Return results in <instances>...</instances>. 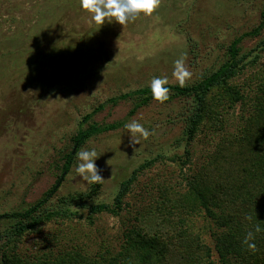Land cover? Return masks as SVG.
Wrapping results in <instances>:
<instances>
[{
    "label": "rangeland",
    "instance_id": "374dc122",
    "mask_svg": "<svg viewBox=\"0 0 264 264\" xmlns=\"http://www.w3.org/2000/svg\"><path fill=\"white\" fill-rule=\"evenodd\" d=\"M29 1L34 3L31 9L13 12L15 22L0 8V233L11 223L4 213L25 209L52 187L56 186L44 208L61 207L63 198L86 194L93 184L97 194L92 199L68 206L77 217L52 219L37 233L23 236L19 255L34 262L49 251L77 247L91 254L105 249L115 253L128 228L153 233L172 227L157 209L158 189H182L184 178L206 163L221 134L240 125V116L250 111L249 102L223 114L222 133L203 129L187 144L183 130L192 104L189 98L169 92L166 102L151 100L131 116L135 98L108 100L149 86L153 77L178 84L173 61L181 56L191 73L185 85L196 81L227 59V47L235 38L259 25L264 0H159L153 13H141L122 26L114 21L96 24L79 0ZM263 32L264 28L238 45L247 60L259 56L233 80L245 95H252L257 71L264 66V53L256 47ZM188 38L195 45L193 53ZM87 114L92 115L83 122ZM132 120L150 132L135 144L124 127ZM121 122L74 148L72 138L80 126ZM93 148L104 180L88 184L76 172L75 153ZM69 151L73 152L69 171L63 173ZM157 155L163 157L130 186L117 215L88 214L90 204H112L120 182ZM188 226L211 248L216 262L210 220L202 214L192 216Z\"/></svg>",
    "mask_w": 264,
    "mask_h": 264
},
{
    "label": "trees",
    "instance_id": "16d2710c",
    "mask_svg": "<svg viewBox=\"0 0 264 264\" xmlns=\"http://www.w3.org/2000/svg\"><path fill=\"white\" fill-rule=\"evenodd\" d=\"M33 4L29 0H0V8L13 22L17 19L13 12L26 10L25 7L31 9ZM263 28L264 9L260 12L259 25L235 38L227 47V59L216 68L204 71L199 79L183 87L167 84L171 96L192 101L190 113L184 117L183 136L187 144L203 129L222 133L223 114L234 111L237 104L244 107L249 102L250 105L247 115L240 116L241 123L236 130L222 133L206 163L193 176L184 178L182 189L171 186L158 189L157 209L163 221L172 222V227L153 233H147L140 227L128 228L123 232L122 243L115 253L105 249L91 254L77 247L55 254L49 251L30 262L19 255L21 238L37 233L42 224L52 219L77 217L79 214L68 206L90 200L97 194V185L93 184L86 194L63 198L61 207L44 208L54 186L47 196L25 209L3 214L2 217L11 223L0 233V264H173L172 261L178 264H264V66L257 71L252 95H245L243 88L233 81L259 57L256 54L251 61L247 60L248 54H240L239 43L245 37L258 36ZM188 42L193 53L195 45L191 38ZM256 47L264 53V32ZM128 98L136 100L128 116L155 100L150 87L144 86L108 101L116 103ZM91 115H85L82 121L86 122ZM122 123L103 127L94 123L86 128L80 126L72 138L74 148H79L92 136L116 129ZM185 154H188V149ZM161 157L157 155L137 165L120 182L112 204H90L88 214L91 217L100 213L117 215L130 186ZM71 158L72 151H69L62 165L63 173L69 171ZM200 214L213 224L212 251L216 253V262L211 258V248L188 226L189 217ZM257 226L260 231H256ZM249 233L252 234L250 238ZM246 238L255 244L254 249L245 243Z\"/></svg>",
    "mask_w": 264,
    "mask_h": 264
},
{
    "label": "clouds",
    "instance_id": "9594fccd",
    "mask_svg": "<svg viewBox=\"0 0 264 264\" xmlns=\"http://www.w3.org/2000/svg\"><path fill=\"white\" fill-rule=\"evenodd\" d=\"M80 7L91 14V20L98 25H103L107 22H116L119 25H124L131 22L137 15L143 13L149 15L157 8L159 0H79ZM174 67L172 75L176 78L179 86L183 87L191 73L187 70L184 64V57L173 61ZM167 77H153L150 82L152 97L158 102H164L168 99L169 88L167 87ZM124 127L128 130L131 143H138L140 138H147L150 134L149 130L136 120L125 123ZM78 161L76 172L88 183H99L104 180L100 175L95 160L97 159L96 150L88 149L75 153ZM256 231H260L257 226ZM248 234V238L251 237ZM246 238L245 243H248L250 249L255 248L254 243H249Z\"/></svg>",
    "mask_w": 264,
    "mask_h": 264
},
{
    "label": "water",
    "instance_id": "95a60500",
    "mask_svg": "<svg viewBox=\"0 0 264 264\" xmlns=\"http://www.w3.org/2000/svg\"><path fill=\"white\" fill-rule=\"evenodd\" d=\"M73 153V152H72ZM56 187V186H55Z\"/></svg>",
    "mask_w": 264,
    "mask_h": 264
}]
</instances>
